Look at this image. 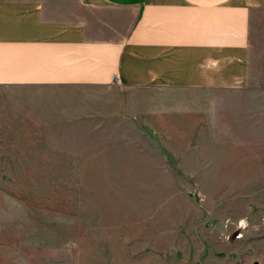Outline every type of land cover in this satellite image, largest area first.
<instances>
[{
  "label": "rangeland",
  "instance_id": "obj_1",
  "mask_svg": "<svg viewBox=\"0 0 264 264\" xmlns=\"http://www.w3.org/2000/svg\"><path fill=\"white\" fill-rule=\"evenodd\" d=\"M254 91L115 87L87 128L0 131V264H264Z\"/></svg>",
  "mask_w": 264,
  "mask_h": 264
},
{
  "label": "crops",
  "instance_id": "obj_2",
  "mask_svg": "<svg viewBox=\"0 0 264 264\" xmlns=\"http://www.w3.org/2000/svg\"><path fill=\"white\" fill-rule=\"evenodd\" d=\"M257 51L264 0H0V131L87 128L115 87L264 92Z\"/></svg>",
  "mask_w": 264,
  "mask_h": 264
},
{
  "label": "water",
  "instance_id": "obj_3",
  "mask_svg": "<svg viewBox=\"0 0 264 264\" xmlns=\"http://www.w3.org/2000/svg\"><path fill=\"white\" fill-rule=\"evenodd\" d=\"M255 264H258V263H255Z\"/></svg>",
  "mask_w": 264,
  "mask_h": 264
}]
</instances>
